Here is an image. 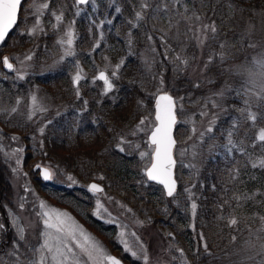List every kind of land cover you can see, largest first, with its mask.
<instances>
[{
	"label": "trees",
	"instance_id": "trees-1",
	"mask_svg": "<svg viewBox=\"0 0 264 264\" xmlns=\"http://www.w3.org/2000/svg\"><path fill=\"white\" fill-rule=\"evenodd\" d=\"M43 1L50 5L48 15L63 11L69 19L75 13L74 0ZM146 2L149 7L144 9L145 0H101L94 8L89 7L88 12L75 15L76 55L52 68L47 64L53 60L55 34L47 26L48 35L39 37L35 54V67L39 70L16 90L12 87L14 82L2 78L1 55L13 48L31 46L33 39L26 36L18 39L14 32L0 51V103H6L7 98L12 101L17 92H27L36 85L48 102L67 108L53 119L47 117L52 121L46 125L41 148H34L32 144L37 128L20 114L11 118H6L4 112L0 114V136L21 135L27 148L23 170L41 196L69 206L116 254L121 247L115 240V231L93 213L94 195L84 186L91 180L103 183L105 190L126 203L137 218L158 228L170 244L171 264H264L260 249L264 241V220L261 219L264 217V169L259 167L264 149L253 151L260 142H249L243 136L233 137L237 148L232 153L220 147L227 142L231 121L240 116L236 109L244 107L243 98L248 89L235 73V67L250 65L253 50L250 37L258 32L264 0H180L177 7L183 12L177 31L172 27L173 11H176L172 0ZM136 12L142 13L143 20L135 18ZM186 17L189 22L215 23L218 31L207 34L201 52L202 66L206 76L214 79L212 85L219 89L217 93L224 91L222 102L227 109L226 113L218 108L214 110L213 132L197 146L196 170L189 171L182 163L178 168L180 177L184 173L192 175L190 181L198 205L193 217L191 204L182 195L183 183L178 192L180 201L175 204L165 197L161 186L146 183L141 170L143 163L135 149L123 144L125 151L120 152L117 147L144 114H152L155 92L164 89L180 97L192 92V101L202 98L204 89L193 86L190 74L198 47ZM75 61L81 63L85 74L79 87L72 80L76 68L71 63ZM45 65L46 69L42 70ZM99 69H107L114 84L107 94L103 83L95 80ZM112 71L117 72L115 77L111 76ZM215 99L219 103L222 98ZM177 135L182 137L180 129ZM41 160L73 174L81 186L68 182L64 184L69 186L44 184L33 170ZM4 161L0 151V201L15 207L9 197L11 186ZM232 218L238 221L235 226L229 225ZM199 233L205 237L208 252L204 251Z\"/></svg>",
	"mask_w": 264,
	"mask_h": 264
},
{
	"label": "rangeland",
	"instance_id": "rangeland-1",
	"mask_svg": "<svg viewBox=\"0 0 264 264\" xmlns=\"http://www.w3.org/2000/svg\"><path fill=\"white\" fill-rule=\"evenodd\" d=\"M100 1L101 0H95L94 5L87 6H80L74 3L73 9L75 10V13L72 17L66 19L65 13L63 11H60L58 13L53 12L51 15H48L47 9L42 8L43 4H48L47 1L43 2L41 0H31L25 8V13L27 14L24 13V26H20L18 28V32L20 34H23V36H26L27 38L33 39V43L31 46L13 48V50L7 52L15 61V71L11 76L6 75V73L3 72L2 78L6 81L14 82L12 83V87L18 88L26 84L25 81L27 80L29 75L34 74L36 71L39 70V68L36 70L35 67V54L37 50L38 40L48 35L47 26H49V30L55 34L53 60L51 63L47 64L49 65L48 68H52L61 62L72 60L76 55V39L78 38V32L75 26L76 19L74 18V16L76 15L77 11H79V15H81L85 11L88 12L87 9L89 7L94 8ZM172 1L176 9V11H173L175 22L172 23V27L174 30L177 31V22L178 19L181 18L180 16L182 15L183 11H180L177 7V4L180 0ZM259 9L260 8H258V10ZM259 14L261 15V17H259L260 21L257 22V27L260 30L258 29V32L256 33L255 37H250V43L253 47L250 65H246L244 67L239 65L235 67V73L242 78L244 86L247 87L248 90L252 89L256 92H259L260 90L258 87V78H260L262 74H264V64L260 62L264 60V28L261 27L262 25H264V9H260ZM26 15L30 19V22L25 21ZM56 15H62V20L57 22L55 19ZM36 19H39L40 21V24L38 26L39 30L36 31L35 34H30L33 27L36 26ZM172 19L173 18H171V20ZM185 19L187 20L190 32L196 39V44L198 47V54L195 55L196 59L192 61L193 63L190 66V74L193 76V86L198 84L199 87L196 88L204 89L202 90L203 101L201 100L202 102L200 101V103L191 100L190 97L192 95V92L188 93V95L185 97L182 96V99L175 94L177 104L182 106L178 109L177 112V143L174 149V155L177 161L176 176L180 184L183 183L182 195H184V197L189 200L191 204L192 200L188 198V193H186L184 190L185 188L190 189L193 193V199H195V193L193 191V186H191L190 181V177H192V175H190L189 173H184L182 177H180L178 168L181 163L183 168H186L189 171L193 172L196 168L197 146L199 142L207 136L208 133L206 129L209 126L213 127V124L216 120V118L214 117V110L217 108L213 107L212 105L213 102H217V99L215 98L216 96H219L217 93L219 89L213 88L212 83L214 79L210 80L208 76H206L204 71L205 69L202 66L201 52L204 44L207 41V34L210 32V30L205 32L203 26L209 25L210 23L203 20L200 22L196 21V23H194L193 21L189 22L188 17H186ZM167 22L168 21L166 20V23ZM91 24H93V22H91ZM69 26L71 27V30L73 32V44L71 47L73 55L66 56L64 55L66 45H61L58 43V41L64 38V34L68 31ZM201 41H203V43H201ZM98 43L99 40H97V44ZM29 56L32 57L30 60L27 59V57ZM71 64L76 68L73 74L74 76L78 71L81 73L82 78L79 81L80 84L83 80H85V74L82 69V65L78 61H75ZM47 65H45L42 70L46 69ZM97 74L98 72L96 73V75ZM20 75H23L24 78L19 79L18 77ZM38 90L39 88L36 85H33L27 90V92H17L15 99H12V101L7 98L6 103H0V114L4 112L6 118H11L13 117V115L20 114L24 119L29 122V124L37 128L38 134L34 136L33 139L35 140H32L34 148L42 147L43 134L40 133L39 129L41 127H43L44 129L46 128V125L49 121L48 118H53L55 115L59 114V111H65L67 108V106L65 105L57 106L53 103L48 102L44 98V96L39 93ZM157 92L154 93V96L157 94ZM33 95L37 97L35 105H33V102L31 100V97ZM18 100L19 104H17ZM14 107L17 110L15 112H12L11 109ZM198 107L200 108L198 109ZM34 108L37 109L35 112L33 111ZM40 108L46 109V111H40ZM202 113L205 114L202 115ZM30 115L31 118H29ZM141 119L145 120L144 125H140ZM155 123L156 121L154 118V114H144L140 118L138 123L123 136V139L126 141V143L124 144L131 145V147L136 150V156H138L139 160H142L143 165L141 167V170L143 171V173H145V169L149 166L151 161V153L154 147L148 144V135L151 132ZM178 129H180V131H182L183 133L182 137L180 138L177 136ZM193 129L195 131H193ZM133 132H135V135H133ZM201 133H204L203 137H201ZM136 145H139V148H137ZM121 146L123 147V144ZM17 149H23V151L18 152L16 151ZM25 150H27L26 144L23 142V139L20 134L11 133L9 136H0V151L2 152V155L5 159L4 167L6 169V176L8 177L7 181L11 186V194L9 195V197H11V202L13 201L16 206L15 208L6 206L5 210L7 211L8 220L10 221L12 228H14V232L16 233V225H19V227L24 229L25 239L23 241L27 245L26 253L23 250L22 243L21 248H19L18 241V247H16L15 249L13 248V245H11L10 247H6L3 251L4 253L2 254L4 264H17V261L19 262V264H29L30 260L38 259V254L34 255L33 252L29 250V247H39L40 243H42L43 238L41 236V233L44 231V226L42 222L44 217L40 214L44 211H49L51 209L58 210L59 212L68 213V215L75 222L81 225L89 234H91L92 237L95 238L96 241L101 244V246L105 248L108 254L117 255L118 257L123 259L124 264H145V261L143 260V255L141 253L147 254V264H171L172 254L169 250L168 242L165 241L163 235L158 232V228L153 227V225L143 219L141 220L137 218L134 215L132 209L126 203L114 198L107 191L102 193H93V213L97 211L96 201L99 199L100 203L103 204L104 208L107 211L102 212V214L99 216L95 214L94 215L98 219L102 220L106 225L112 226L111 231H115V240L121 247L120 249H118L117 254L114 253L111 249L112 247L107 245L104 240L99 235H97L87 224H85L69 206L60 205L51 202L46 198H43L38 189L32 183L28 173L23 170V160L27 154ZM140 152H146L149 153V155L142 159L139 155ZM18 160L19 163H17ZM39 162L44 166L50 167L51 170L54 169V183L57 186H69V184H64L67 182L81 186L80 182H78V180L74 177L73 174L63 170H58V167L51 162L43 160ZM193 165L194 167H192ZM62 176H65L66 179L61 178ZM68 176H72L75 183L70 182L68 180ZM146 183H149L148 180L146 181ZM87 185H89V182L84 184L86 189ZM171 201L175 204L178 203L180 201V197L178 196V194L175 196V198H172ZM41 202H43L46 206L43 209L40 207ZM21 204H23V209L21 208ZM191 216L193 217L192 214ZM2 217L3 216L0 214V223H2V220H4V218ZM109 220H111L112 222L109 223ZM121 233H123V236H121ZM1 235L2 233H0V236ZM122 241L127 242V245L129 246L131 251L126 252L124 250L125 245L124 243H122ZM8 244L9 242L7 243V245ZM262 244H264V241L263 243H261V245ZM13 251H15L14 256L8 255L9 252ZM75 251L77 252V254H79L78 249H76ZM133 251L137 253V257H133L131 255V252ZM19 253L21 254L22 258H20V256L18 255Z\"/></svg>",
	"mask_w": 264,
	"mask_h": 264
},
{
	"label": "snow or ice",
	"instance_id": "snow-or-ice-1",
	"mask_svg": "<svg viewBox=\"0 0 264 264\" xmlns=\"http://www.w3.org/2000/svg\"><path fill=\"white\" fill-rule=\"evenodd\" d=\"M76 5H94L95 0H74ZM22 4V0H0V42L5 40L10 29L17 22L18 11L20 10ZM50 7L49 4L45 3L42 5L43 9H48ZM149 7V4L146 2L142 4V8L146 9ZM115 11L119 12V8H115ZM76 15H79V11H77ZM135 18L137 20H143V15L141 12H136ZM55 19L57 22L62 20V15H56ZM199 19V17H197ZM111 22V21H109ZM39 19H36L35 25L30 34H35L36 31L39 30ZM203 29L206 31L210 30L211 33H217V28L215 23L212 22L209 25H204ZM149 39L152 37L149 36ZM61 45H66V50L64 55L71 56L73 52L71 51V47L73 44V32L71 27L69 26L68 31L64 34V38L58 41ZM203 43V41H201ZM221 48H224L225 45H220ZM29 56L27 59H31ZM63 58V57H62ZM177 59H180L177 57ZM224 59L223 54H221V60ZM212 62V58H209V63ZM264 64V60L260 61ZM2 65L4 68L8 70H13V64L10 62L9 57H3ZM207 68V65H205ZM117 69L120 68L118 64L116 66ZM117 75L116 71L111 72V76L115 77ZM19 79H23L24 76L20 75ZM82 76L78 71L76 75L73 77V83L79 84ZM99 81L103 82L104 92L107 94L110 92L114 84L112 80L109 79V76L105 72H100L96 77ZM163 83V81H161ZM195 87H199V85H195ZM162 94L156 96L155 99V126L152 128L151 133L149 135L148 143L154 146L153 151L151 153L152 163L151 166L146 169L145 175L149 181H155L158 184L163 185L166 195L168 197L175 198V194L177 192V181L174 179L173 169L176 165V159L173 154V150L176 145V140L173 136L174 126L178 123V109L181 108V105L176 103L175 98L167 92L161 90ZM77 97L80 96V92L77 89L76 92ZM218 95L222 98L221 102H213V107L220 109L222 112H227V109L223 107V97L224 91L218 93ZM237 95H240L237 93ZM243 98L244 107H238L236 111L240 113L238 119L232 120L227 131V142L225 144L220 145V147L226 149L228 153H232L233 149L237 148L236 142H234L233 137L239 138L240 136L245 137L249 142L252 140H258L260 142L259 145H256L253 148V151H256V148L264 149V84L261 85L259 92L253 91L249 89ZM182 99V98H181ZM33 105H35L37 97L33 95L31 97ZM19 104V100L17 101ZM17 109L14 107L11 109L12 112H15ZM37 109H33L35 112ZM40 111H46V109L40 108ZM205 113H202V115ZM216 114H214V117ZM31 118V115L30 117ZM51 123V120L48 121ZM211 123V122H210ZM145 120L141 119L140 125H144ZM258 129V134H257ZM142 130V129H141ZM40 133L43 134L45 129L41 127L39 129ZM193 131H195L193 129ZM207 133L213 132V127L209 126L206 129ZM135 135V132H133ZM203 137L204 133L200 134ZM15 139V138H14ZM241 147H243V142L239 141ZM126 143V141L121 138L119 148L120 152H124L125 148L121 145ZM131 147V145H130ZM139 148V145H136ZM239 151V149H237ZM16 151L21 152L23 149H17ZM245 154H249L245 152ZM140 157L143 159L148 156L149 153L140 152ZM261 155L264 156V151L261 152ZM19 163V160L17 161ZM40 168V165L36 166ZM194 167V165L192 166ZM259 167L264 169V159L260 160ZM42 177L45 181L53 179V173L48 168L42 169ZM103 179V177H101ZM68 180L72 183H75L72 176H68ZM71 186V185H70ZM215 189V185L212 186ZM87 189L92 193H100L103 191L101 186L97 183H92L87 185ZM188 193V198L192 200L190 205L191 214L193 216L197 213L198 205L193 199V193L190 189L185 188L184 190ZM40 207L45 208V204L41 202ZM21 208H23V204H21ZM96 209L97 211L94 213L99 216L102 212H106L107 210L104 208L103 204L100 203L99 199L96 201ZM44 217L43 226L44 231L41 233L42 243H40L39 247L30 246L29 250L33 252L34 255L38 254L37 260H30L29 264H122V261L117 257L110 255L106 252L105 248L101 246V244L95 240L94 237L91 236L81 225L75 222L68 213L59 212L58 210L51 209L49 211H44L41 213ZM264 220V217L261 218ZM71 221V222H69ZM109 223L112 221L109 220ZM238 221L235 218H232L229 221L230 226H235ZM16 235L18 240L23 241L24 237V229L16 225ZM5 231V225L0 223V233ZM172 234L169 233V236ZM123 236V233H121ZM200 240L203 244V248L205 252H208V245L206 243L205 237L203 233H199ZM235 239V237H233ZM124 243L126 252L131 251L127 242L122 241ZM18 247L16 240L13 241V248ZM79 250V254L75 251ZM181 254H183L182 250ZM261 253L264 254V244L261 245ZM143 255V260L145 264H147L148 256L146 253H141ZM8 255L14 256L15 251L9 252ZM133 257H137L136 252H131ZM0 264H4L3 258L0 257ZM17 264L19 262L17 261Z\"/></svg>",
	"mask_w": 264,
	"mask_h": 264
},
{
	"label": "water",
	"instance_id": "water-1",
	"mask_svg": "<svg viewBox=\"0 0 264 264\" xmlns=\"http://www.w3.org/2000/svg\"><path fill=\"white\" fill-rule=\"evenodd\" d=\"M24 0H22V2H23ZM22 5V4H21ZM21 8V7H20ZM20 11V10H19ZM19 11H18V17H19ZM18 17H17V22H18ZM17 22H16V24H17ZM15 24V25H16ZM15 25L13 26V28L15 27ZM13 28L12 29H10L9 30V32H8V34H7V36L9 35V33L13 30ZM7 36L5 37V39L7 38ZM5 41V40H4ZM4 41H2V42H0V47H1V45L3 44V42ZM4 57H9V55H5ZM9 60H10V62L13 64V70H8L7 68H4L6 71H8V72H13L14 71V68H15V64H14V62L10 59V57H9ZM103 72H105L106 73V71H104V70H102ZM102 71H100V72H102ZM107 74V73H106ZM99 75V74H98ZM167 93H169V92H167ZM159 94H162V93H159ZM158 94V95H159ZM170 94V93H169ZM171 95V94H170ZM156 99V98H155ZM174 131H175V126H174V129H173V136H174V138H175V135H174ZM175 140H176V138H175ZM173 154H174V150H173ZM175 157V156H174ZM152 163V162H151ZM37 165H40V164H36L35 166H34V170H39L40 171V177H41V179L44 181V182H46V183H49L51 180H48V181H45L44 179H43V177H42V169L43 168H48L50 171H51V169L49 168V167H47V166H44V165H40V168H37L36 166ZM151 166V164L148 166V167H150ZM175 168H176V165H175V167H174V169H173V175H174V179H176V181H177V190H178V180H177V178H176V173H175ZM52 172V171H51ZM150 182H154V183H156V184H158L157 182H155V181H150ZM92 183H97V184H99L100 186H101V188L104 190V187L100 184V183H98V182H96V181H92L90 184H92ZM158 185H161V184H158ZM162 187H163V185H161ZM164 188V187H163ZM165 191V190H164ZM165 194H166V192H165ZM167 196V195H166ZM168 197V196H167ZM113 256H115V255H113ZM116 257V256H115ZM118 258V257H117ZM119 259V258H118ZM121 260V259H120ZM122 261V260H121ZM122 264H123V261H122Z\"/></svg>",
	"mask_w": 264,
	"mask_h": 264
},
{
	"label": "bare ground",
	"instance_id": "bare-ground-1",
	"mask_svg": "<svg viewBox=\"0 0 264 264\" xmlns=\"http://www.w3.org/2000/svg\"><path fill=\"white\" fill-rule=\"evenodd\" d=\"M10 207H11V208H15V207H13V206H10ZM14 240H16V242L18 241V242H19V245L21 244V243H20V240H18L17 237H13V236H12V237L9 238V242L11 241V244L13 243ZM168 245H169V250H170V244H169V242H168ZM170 251H171V250H170ZM171 260H172V257H171Z\"/></svg>",
	"mask_w": 264,
	"mask_h": 264
},
{
	"label": "flooded vegetation",
	"instance_id": "flooded-vegetation-1",
	"mask_svg": "<svg viewBox=\"0 0 264 264\" xmlns=\"http://www.w3.org/2000/svg\"><path fill=\"white\" fill-rule=\"evenodd\" d=\"M4 224V223H3ZM5 225V224H4ZM9 231H12V228H11V224L9 223V221L7 220L6 221V225H5V232H8ZM5 247L2 248V250H4Z\"/></svg>",
	"mask_w": 264,
	"mask_h": 264
},
{
	"label": "clouds",
	"instance_id": "clouds-1",
	"mask_svg": "<svg viewBox=\"0 0 264 264\" xmlns=\"http://www.w3.org/2000/svg\"><path fill=\"white\" fill-rule=\"evenodd\" d=\"M264 84V74L260 78H258V87L260 89L261 85Z\"/></svg>",
	"mask_w": 264,
	"mask_h": 264
}]
</instances>
